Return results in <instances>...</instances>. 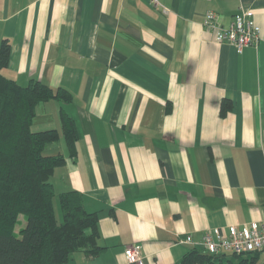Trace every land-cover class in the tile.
Here are the masks:
<instances>
[{"label":"crops","instance_id":"0c3cea01","mask_svg":"<svg viewBox=\"0 0 264 264\" xmlns=\"http://www.w3.org/2000/svg\"><path fill=\"white\" fill-rule=\"evenodd\" d=\"M0 0L5 73L65 87L32 128L57 129L56 194L82 193L99 216L97 255L67 264H174L213 227L264 221V0ZM252 10L258 44L238 52L203 25ZM64 110L75 119L71 154Z\"/></svg>","mask_w":264,"mask_h":264},{"label":"trees","instance_id":"16d2710c","mask_svg":"<svg viewBox=\"0 0 264 264\" xmlns=\"http://www.w3.org/2000/svg\"><path fill=\"white\" fill-rule=\"evenodd\" d=\"M11 42L0 41V264H67L75 251L100 254L99 216L89 212L82 193L56 194L51 176L66 162L61 154H48V144L59 139L57 129L32 128L37 107L50 99L71 102L73 94L31 79L26 85L8 76ZM63 132L76 151L75 119L61 111ZM61 209L57 216L55 199ZM26 224L16 232L20 216ZM262 250L242 254L207 252L195 246L174 264H264Z\"/></svg>","mask_w":264,"mask_h":264},{"label":"built area","instance_id":"2783aa9c","mask_svg":"<svg viewBox=\"0 0 264 264\" xmlns=\"http://www.w3.org/2000/svg\"><path fill=\"white\" fill-rule=\"evenodd\" d=\"M155 5H160L153 0ZM162 6V5H160ZM252 10H242L234 17L227 27L217 21V13L208 11L203 25L215 31L218 42H226L235 46L238 52L247 46L256 45L261 39V27L253 19ZM182 242L201 247L207 252L242 254L264 248V221H252L250 224L231 225L230 227H213L208 229L200 241H196L191 234L186 235ZM129 263L144 264L140 253V245L128 247L125 251Z\"/></svg>","mask_w":264,"mask_h":264},{"label":"rangeland","instance_id":"374dc122","mask_svg":"<svg viewBox=\"0 0 264 264\" xmlns=\"http://www.w3.org/2000/svg\"><path fill=\"white\" fill-rule=\"evenodd\" d=\"M55 208H56V213L57 216L60 218L61 216V209H60V205L58 203V197H56L55 199ZM26 224V216L25 215H21L20 216V223L17 226V230L16 232L19 234L20 228L23 227ZM262 260H264V252L262 253Z\"/></svg>","mask_w":264,"mask_h":264}]
</instances>
